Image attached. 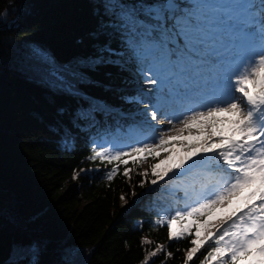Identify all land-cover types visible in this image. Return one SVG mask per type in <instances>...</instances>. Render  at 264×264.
Returning <instances> with one entry per match:
<instances>
[{
	"label": "trees",
	"instance_id": "obj_1",
	"mask_svg": "<svg viewBox=\"0 0 264 264\" xmlns=\"http://www.w3.org/2000/svg\"><path fill=\"white\" fill-rule=\"evenodd\" d=\"M107 20L102 0H0V264L28 245L40 249V264H144L156 245L164 250L149 264H184L192 237L169 240L155 220L186 207L192 179L177 177L180 169L153 185L159 157H148L147 168L134 166L131 179L121 165L109 181L112 165L89 159L94 146L126 147L149 135L144 121H152L145 116L151 106L124 98L152 95L150 74L142 75L127 55L123 66L89 73L99 83L80 87L110 111L81 130L71 123L79 101L46 79L48 66L33 52L39 48L63 65L94 54L96 43L125 51L114 29L92 38ZM145 171L147 178L139 175ZM206 251L190 264H200Z\"/></svg>",
	"mask_w": 264,
	"mask_h": 264
},
{
	"label": "snow or ice",
	"instance_id": "obj_2",
	"mask_svg": "<svg viewBox=\"0 0 264 264\" xmlns=\"http://www.w3.org/2000/svg\"><path fill=\"white\" fill-rule=\"evenodd\" d=\"M102 6L108 20L101 21L92 38L99 41L105 29H114L125 51L96 43L94 54L60 65L47 52L33 49L48 66L46 79L79 101L71 114L73 127L83 130L82 124L95 123L97 113L110 111L80 85H97L89 73L123 66L126 55L142 75L150 74L154 91L124 99L150 105L145 116L152 121L170 116L167 123L177 120L179 126L169 129L173 135L127 151L94 146L89 159L112 165L106 173L111 181L121 165L131 179L134 166L167 153L151 167L153 185L174 170L214 160L215 169H206L214 175L195 194L194 206L159 218L155 225L167 227L169 240L192 237L184 264L204 249L200 264H264V0H102ZM144 125L151 128L147 119ZM130 162L133 167H127ZM139 175L147 178L148 172ZM144 184L142 179L139 186ZM163 250L156 245L144 264ZM39 254L36 245L18 246L10 264H40Z\"/></svg>",
	"mask_w": 264,
	"mask_h": 264
},
{
	"label": "rangeland",
	"instance_id": "obj_3",
	"mask_svg": "<svg viewBox=\"0 0 264 264\" xmlns=\"http://www.w3.org/2000/svg\"><path fill=\"white\" fill-rule=\"evenodd\" d=\"M236 95H237V96H240L241 94H240V93H237ZM183 115H187V114H186V113H183ZM183 115H180L179 118L182 119V118H183ZM168 118H170V117H167V118H165V119H162V118H160V116H158V119H157V121H156V124H154V123H152V122L149 123V124H151V135H152V137H150V139L148 140L147 143L154 142V139H158L161 135H173V134H175V133H173V132H169V129H171V128L173 127V125H175V126L178 127V126H179L178 121H177V120H174V121H173V124L170 125V124L167 123V119H168ZM161 121H163V122H161ZM176 147L179 148V143H177ZM108 148H110V149L113 150V151H115V150H120V151H122L121 149H119L117 146H114V145H110ZM166 155H167V153H161V155L159 156V161H160L161 159L165 158ZM197 159H198V158H197ZM159 161L157 160V162H159ZM220 164H221V166L226 167V166L223 165V162H222V161H220ZM147 166H148L147 162H143V163L140 164V168H141V169H145V168H147ZM186 168H187V165H186ZM205 168H208V169H215V161L209 159V160L204 161V162H202V163H198L195 167H192V168H190V169H188V170L195 169V170H198V171H200V172H204ZM183 170H184V169H183ZM188 170H187V171H188ZM185 172H186V171H184L183 174H185ZM208 172H209V171H208ZM209 173H210L212 176L214 175L213 172H209ZM212 176H211V178H212ZM202 183H203V180H200L199 187H196V188L192 185V186L189 188V190L186 192V194L189 195V192H190V190H191V193H194V195H195L197 192L200 191L201 187L203 186ZM194 198H195V197H194ZM184 202H185V203H188L189 200H185ZM189 206H194V205L191 204V205H189Z\"/></svg>",
	"mask_w": 264,
	"mask_h": 264
}]
</instances>
